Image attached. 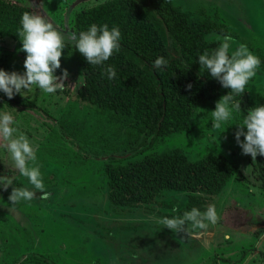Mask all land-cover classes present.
I'll return each mask as SVG.
<instances>
[{
    "label": "rangeland",
    "instance_id": "1",
    "mask_svg": "<svg viewBox=\"0 0 264 264\" xmlns=\"http://www.w3.org/2000/svg\"><path fill=\"white\" fill-rule=\"evenodd\" d=\"M10 1L39 12L59 31L72 34L74 13L103 0ZM174 2L184 9L215 12L232 34L230 51L245 44L254 55L264 57V0ZM21 47L20 41L0 42V69L23 73ZM62 69L69 73L64 91L47 94L33 87L21 93L36 108L0 103V111H11L15 126L38 146L36 164L50 194L40 199L37 192V198L12 208L11 187L0 190V264H42L39 255L48 264H264V187L252 169L251 156L242 154L234 137L243 110L233 112L217 129L211 112L217 101H212L197 108L189 130L146 147L130 126L76 97L81 72L71 44L64 49L55 75L60 76ZM263 87L264 71L259 67L246 89L255 97ZM168 147H180L190 159L209 152L224 154L232 163V177L224 190L207 198L171 190L147 208L110 204L103 175L108 158L124 162ZM7 163L0 149V173L16 176L13 187L31 188L26 178L7 170ZM210 203L215 204L220 221L207 232L177 234L157 222L165 216H181L194 204L203 211Z\"/></svg>",
    "mask_w": 264,
    "mask_h": 264
},
{
    "label": "trees",
    "instance_id": "2",
    "mask_svg": "<svg viewBox=\"0 0 264 264\" xmlns=\"http://www.w3.org/2000/svg\"><path fill=\"white\" fill-rule=\"evenodd\" d=\"M25 11L31 9L0 0V42L20 41L18 30ZM92 24H107L110 29L117 26L121 32L119 51L105 62L115 67L116 78L107 79L104 66L89 65L76 51L81 72L76 97L130 126L146 147L189 130L197 108L218 101L229 91L198 63L200 54L218 47V38L232 35L215 12L210 15L203 7L184 9L173 0H103L74 13L73 33L86 31ZM158 56L168 60L163 70L152 67ZM256 56L264 71V57L260 53ZM188 84L192 85L190 90L186 88ZM235 100L246 114L247 109L264 105V87L255 97L245 88ZM0 103L36 108L35 102L22 94L8 99L0 92ZM252 169L264 187V156L253 160ZM232 173V163L224 154L209 152L190 159L180 147L153 151L124 162L110 157L103 164L110 204L131 209L150 207L162 192L171 190L194 198H199L194 195L197 192L217 195ZM194 207L202 208L198 204ZM39 257L42 264H48L46 257Z\"/></svg>",
    "mask_w": 264,
    "mask_h": 264
},
{
    "label": "clouds",
    "instance_id": "3",
    "mask_svg": "<svg viewBox=\"0 0 264 264\" xmlns=\"http://www.w3.org/2000/svg\"><path fill=\"white\" fill-rule=\"evenodd\" d=\"M20 25L18 36L22 45L20 51L25 53L24 71L18 73L0 69V92L8 99L17 94L21 95L24 91H30L33 87L47 94L64 91L69 73L62 69L61 75L57 76L55 72L61 69V57L69 44L89 65L104 66L103 74L107 79L116 78L115 67L105 65V62L120 49L121 32L117 26L110 29L107 24L99 26L92 24L86 31H80L78 34H65L36 11L23 12ZM218 39H220L218 47L212 51L205 50L198 56L199 65L204 67L223 88L229 90L226 95L220 97L215 103V109L211 111L213 126L217 129L230 120L233 112H242L241 103L237 102L235 97L242 96L261 64L259 57L245 44H239L230 52L233 43L230 35ZM167 65L168 60L158 56L152 67L163 70ZM191 87V84L186 85L189 90ZM15 125L16 120L11 111H0V149L4 150L8 161L5 167L9 172L18 173L19 176L26 178L31 185V188L13 187L16 176L0 173V190L7 191L11 187L8 201L12 208L22 201L37 198V192L41 193L40 199H48L50 195L45 190L40 168L36 164L38 146H34L29 137ZM236 126L234 137L242 154L250 155L252 160L258 155L264 156V105L247 109L242 123ZM241 136L243 140L240 139ZM194 195L207 198L203 192ZM219 221L216 206L211 203L207 204L203 211L193 207L190 211H184L181 216L171 218L165 216L157 220L160 225L172 232L177 234L184 232L189 235L207 232Z\"/></svg>",
    "mask_w": 264,
    "mask_h": 264
},
{
    "label": "crops",
    "instance_id": "4",
    "mask_svg": "<svg viewBox=\"0 0 264 264\" xmlns=\"http://www.w3.org/2000/svg\"><path fill=\"white\" fill-rule=\"evenodd\" d=\"M175 1V0H174Z\"/></svg>",
    "mask_w": 264,
    "mask_h": 264
}]
</instances>
